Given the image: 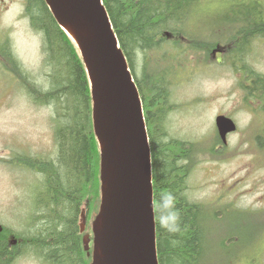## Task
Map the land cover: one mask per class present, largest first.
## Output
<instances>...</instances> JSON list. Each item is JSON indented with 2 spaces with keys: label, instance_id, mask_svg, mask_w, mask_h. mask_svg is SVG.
I'll return each mask as SVG.
<instances>
[{
  "label": "rangeland",
  "instance_id": "1",
  "mask_svg": "<svg viewBox=\"0 0 264 264\" xmlns=\"http://www.w3.org/2000/svg\"><path fill=\"white\" fill-rule=\"evenodd\" d=\"M11 1L1 23L12 30L20 61L32 76L29 78L33 80L32 73L35 74L42 92L49 91L53 67L46 60L42 35L30 32L24 21H15L25 9L26 0ZM230 1L198 0V8L192 10L188 25L196 31L199 42L183 35L162 34L163 47L156 51L159 56L165 54L159 59L162 84L167 92L165 104L156 101L149 106L156 93L147 88L149 79L145 75L153 62L147 50L136 52L134 73L141 86L145 85L141 95L144 108L161 111L164 143H181L186 152V160L185 157L180 160L186 165L183 191L188 200L202 206L205 217L203 264H264V220L259 219L258 208L264 200V182L257 165L258 146L246 143L242 137L246 115L240 111L241 101L236 99L239 91H232L238 84V76L237 63L230 62L231 45L225 43L230 41L227 21L231 19L227 16ZM226 6L222 25L216 27L214 18ZM217 18L220 20L221 16ZM218 44L223 46L222 56L213 52ZM247 55L253 60L251 66L264 72V43L251 46ZM20 85L23 84L0 76V217L1 210L7 207V219L0 221L7 220L9 229L15 233L25 232L35 224L34 216L39 212L33 201L37 177L17 163L9 166L4 158L12 154L16 145L27 146L36 139L40 144L53 145V126L57 125V113L61 114L54 100L43 99L34 105L25 94L26 88ZM217 114H232L238 125V131L228 135L226 145L219 150L214 148ZM51 149L54 153L56 148ZM96 153L98 156L97 149ZM98 191L96 180L87 195V213L97 209ZM87 232L91 234V229ZM224 243L231 246L224 248ZM42 255L26 249L16 264H51Z\"/></svg>",
  "mask_w": 264,
  "mask_h": 264
},
{
  "label": "trees",
  "instance_id": "2",
  "mask_svg": "<svg viewBox=\"0 0 264 264\" xmlns=\"http://www.w3.org/2000/svg\"><path fill=\"white\" fill-rule=\"evenodd\" d=\"M197 3L193 0H103L140 96L145 85L141 86L134 73L135 54L138 50L150 52L153 62L149 63L145 77L149 79L148 90L156 94L150 99L149 106L156 101H165V86L161 79L162 76L164 80V76L159 68V59L165 54L162 52L159 56L160 52L156 51L165 41L162 30L180 24L185 29L174 32L175 35L200 40L188 25L192 10L198 8ZM25 12L32 28L41 33L46 60L53 67L51 89L41 91V99L54 100L61 112L60 115L57 113L55 129L57 164L46 172V187L41 189L46 197L36 203L39 212L34 219L35 225L24 232L25 249L42 253L51 264H84L76 217L84 196L95 181L98 182L97 146L91 130L87 78L74 43L58 26L44 0H26ZM258 15L253 13L252 21L261 19ZM197 47L200 46L194 48ZM150 114V120L145 119L152 129L153 124L161 123V111ZM153 136L154 203L162 192L171 191L176 196L180 213L177 232L162 229L155 219L158 263L203 264L206 238L202 224L205 217L202 206L188 200L183 191L186 166L180 160L186 152L181 143H164V136L156 131ZM230 246L224 243L223 247Z\"/></svg>",
  "mask_w": 264,
  "mask_h": 264
},
{
  "label": "water",
  "instance_id": "3",
  "mask_svg": "<svg viewBox=\"0 0 264 264\" xmlns=\"http://www.w3.org/2000/svg\"><path fill=\"white\" fill-rule=\"evenodd\" d=\"M44 2L76 43L90 82L92 131L100 151V205L92 221L90 264H158L142 100L108 13L102 0ZM216 126L223 139L234 129L222 115ZM85 220L82 209L81 230ZM88 242L85 236V250Z\"/></svg>",
  "mask_w": 264,
  "mask_h": 264
},
{
  "label": "flooded vegetation",
  "instance_id": "4",
  "mask_svg": "<svg viewBox=\"0 0 264 264\" xmlns=\"http://www.w3.org/2000/svg\"><path fill=\"white\" fill-rule=\"evenodd\" d=\"M11 2V0H0V76L12 78L15 81H18V84H23L20 86L26 88L25 94L34 103V105H38L40 101H43L41 99V87L34 78L35 74L32 73L33 80L30 79L29 76H32L29 74V71L23 67L18 54L19 50H17V46L11 37L12 30H10L7 26H3L1 23L2 18L6 15ZM229 6L230 8L227 10L229 15L227 16L231 19L227 20L228 23H230V26H228V31H230V41L228 44L231 45V51H235L237 49L240 51L237 53L234 52V54L230 51V54L232 55V57L229 56L231 58L230 62L235 60L234 62L237 63L236 69L238 76V84L235 88H232V91L233 93H235L236 90L239 91V94L236 95V99L237 101H241L242 107L240 111L244 112L246 115L242 126V137L246 143L258 146L259 153L257 154V165L260 169V180L264 182V72L251 66L253 60H251L249 55H247L251 46L264 43V0H231ZM24 12V9L20 11L15 21H24L28 24L29 31L34 32L35 30L32 28L30 20ZM253 13L259 14L258 16H260L261 19H254L252 21ZM184 29L185 26L176 24L172 26V29L170 30H162V33L167 36H174V32L179 33ZM223 52L224 51L222 50L217 52L216 56L224 55ZM166 100L167 92L165 91V101H162V103L165 104ZM154 111L158 112L159 109ZM150 112L153 113V110H145L147 118L152 116ZM225 115L230 117L236 124V130L234 131V133H236L238 131V125L235 117L232 116V114ZM152 126V129L148 126V136L151 147H153L152 137H154L153 135L155 131L158 132L160 136H163L164 134L161 123L153 124ZM55 129L56 126H53V145L52 143L40 144L39 139H36L33 143H28L27 146L25 144H23V146L16 145L15 150H11L12 154L9 157L4 158L3 156L4 162L8 163L9 166L10 163L11 166L16 165L17 163L18 166L25 167L26 171L37 177L34 181L38 186L34 192V205L41 203L42 199L46 197L45 193H41V189H45L46 187L44 186L45 175L48 169L56 166L57 164L58 149L56 144ZM215 142L217 143V145L214 146L216 150H219L222 146L226 145V143L222 144L218 134L215 135ZM42 146L46 148H42ZM51 147L54 149L56 148L54 153H52ZM186 157L187 156L184 158L185 160ZM84 203H88L87 196H84L80 207ZM259 211V219L264 220V200L259 205ZM89 214L90 212L88 211L87 215ZM3 218L7 219V207H5L4 210H1L0 220H3ZM37 220H40V218ZM6 222L0 221V264H16L17 261H20L26 251L24 241L25 234L24 232L15 233L12 229H9L7 225L8 223ZM90 223L91 220H86L85 229L83 232H80L78 227V218L76 219L81 254L83 253L81 240L83 235L87 234V231L90 230ZM88 234L91 237V234ZM89 251H91V248ZM33 252L38 254V251ZM85 255L90 259V256H88L86 252ZM81 258L84 264H89V260L87 261L84 258V255H82Z\"/></svg>",
  "mask_w": 264,
  "mask_h": 264
},
{
  "label": "clouds",
  "instance_id": "5",
  "mask_svg": "<svg viewBox=\"0 0 264 264\" xmlns=\"http://www.w3.org/2000/svg\"><path fill=\"white\" fill-rule=\"evenodd\" d=\"M152 207L154 218L162 229L179 231L180 213L176 207V196L171 191L162 192Z\"/></svg>",
  "mask_w": 264,
  "mask_h": 264
}]
</instances>
